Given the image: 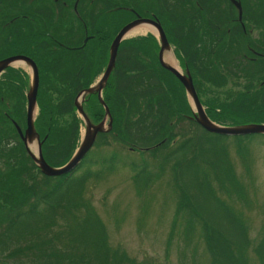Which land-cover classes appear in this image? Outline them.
<instances>
[{"label":"trees","instance_id":"trees-1","mask_svg":"<svg viewBox=\"0 0 264 264\" xmlns=\"http://www.w3.org/2000/svg\"><path fill=\"white\" fill-rule=\"evenodd\" d=\"M173 15V24L179 27L181 25L179 13L173 11ZM256 21L260 22L264 35V18H256ZM176 34V39L180 41L182 33L178 30ZM82 35V33L76 35V48H65L42 41L38 34L28 37L27 40L6 39V54L23 49L34 59L38 67V114L34 126L42 140L43 158L52 166L63 165L78 146L81 121L77 116L74 100L79 91L87 88L95 80L104 64L101 58L107 56L108 48L90 46L89 42L83 43ZM147 37L123 40L114 68L102 90L103 99L114 120L117 115L118 125L114 122V126L112 125L108 132L98 133L93 147L75 170L64 175L47 176L32 162L30 169L34 168L36 171H28V177L33 179L34 175H39L41 183L34 187L35 182L27 184L24 181L22 186L21 176L18 174L21 172L20 162L16 164L7 162L6 167L11 171H7L3 176L0 174V180L8 177L7 184H14L13 188H16L17 192L12 188V191L8 189L9 191L1 193L6 195L11 192L8 198L5 197V202L6 208H13L14 211L1 226L0 261L8 264L6 259L15 252L20 254L18 264H135L123 250L110 245L104 224L94 209L85 204L77 207L79 197L89 182L98 181L104 173L125 166L136 171L135 179L145 181V184H141L145 187L152 183L151 180L158 178L159 174L165 171V167L177 171L181 185L180 187L176 185L179 191L176 213L186 221L184 236L187 237V233L192 234L196 225L199 226L202 239L210 252L209 264H250L249 258L245 256L247 241L244 223L224 199L217 201L222 213L210 208L212 205L210 185L207 192L199 185L208 174H196L194 181L190 182L184 179L186 171L195 165L194 162L200 156V152L207 158L214 155L215 144L226 135L208 132L193 119L184 89L177 98L162 87L146 63L148 50L155 46L150 45L147 48L142 46V51L136 47L138 41L146 40ZM40 43L43 44V54H40ZM250 47L262 55L253 53V71L250 69V74L236 79L243 83L233 92L230 89L216 92V88L219 87L217 77L219 82L221 80L226 82L229 79L232 67L229 59L224 57L218 64H202L200 60H196L192 65H188L204 76L199 80L200 83L193 80L199 98L205 90L203 86L209 89L208 93L217 94L216 97L200 98V101L208 117L219 125L264 123V41L260 39L259 43L253 42ZM182 50L185 51L184 48ZM72 52H75L76 56L75 61L70 64L69 57ZM222 52L230 53L229 47L222 49ZM192 55L195 56V53ZM208 55L212 56V53ZM161 69L179 82L172 73ZM221 72L224 73L223 77H220ZM27 77L21 74L20 69L9 68L0 78V89L17 87L18 83L25 86ZM230 93L235 94L234 99H232L234 94L230 96ZM5 97L4 94H0V105L7 104ZM82 105L91 122L97 123L104 118V107L100 104L96 92L85 95ZM119 112L122 116H119ZM182 121H186L190 128H187V131L183 129L180 132L183 138L175 146L170 147L178 136L173 133L175 126ZM0 123L6 125L3 121ZM9 126L12 128L10 124ZM116 128L126 141L134 143L126 150L141 151L140 160L131 159L115 165L119 162L118 155L121 152L102 150L103 146H112L110 138L117 140L116 143L120 142L115 133ZM14 134L17 135L16 132ZM254 136L261 137L264 145L262 133L239 137L242 141L244 138L250 141ZM242 141L237 151L243 160L245 154L241 148ZM18 144L23 147L19 140ZM1 146L0 144V154H3ZM197 146V155L195 157L192 155L191 159L186 161L187 153L190 151L193 153ZM94 148L98 153H94ZM160 151L157 157L159 165L157 163L155 165L158 167L157 171H160L159 174L157 171L148 172L151 171V163L143 156L148 153L147 157L155 159ZM22 152L25 153L24 147ZM93 153L95 155H92ZM26 161L27 157L24 162ZM228 169L229 167H223L224 174L234 182L230 185L229 181H225L224 184L228 187L225 186L222 191L230 197L235 196L233 192L240 194L244 191L240 181L232 174L234 172ZM187 238L189 239V236ZM254 252L260 264H264V239L255 245Z\"/></svg>","mask_w":264,"mask_h":264},{"label":"rangeland","instance_id":"rangeland-1","mask_svg":"<svg viewBox=\"0 0 264 264\" xmlns=\"http://www.w3.org/2000/svg\"><path fill=\"white\" fill-rule=\"evenodd\" d=\"M239 1L241 3L244 18L246 19V28H256L253 29L252 40H255V37H253L254 35H257L259 37V40H263V30L261 29L260 22L256 21V18H264V0ZM7 3V0L5 2H2V0L0 1V6L4 7L3 9H0V45L6 43V39L8 36L6 35L5 30L9 31L10 29L9 26L4 24L6 19L2 16V14L10 11ZM217 7L225 20L227 19V12L229 10H232L236 17L238 15L237 9L234 7L231 8L226 5L224 0H220ZM128 18L130 17L126 16V20ZM163 22L168 29V24L164 18ZM34 29L35 26L29 28L26 31H23V33L33 31ZM145 32L146 31L141 30L135 33L126 34L125 39L135 40L136 37L142 36L143 34H145ZM81 33L82 32L80 30L76 31V35ZM113 34L114 31L105 30L102 32L103 38H108L109 40L111 39ZM156 35L158 36V33H156ZM142 46H144L145 48L150 47V45L146 43L136 45V47H138L140 51H142ZM222 49L220 55L221 61L224 57L225 59H229L231 61L232 59H234L235 61L242 60L239 54L241 55L240 52L243 48H239L236 46L229 48V51L231 52L232 50L233 53H223ZM0 50H2L4 54L6 53L7 48L5 49L4 46L3 48H0ZM165 55H170L174 57V60H176L172 48H170V51L166 52ZM106 57L107 56L105 55L104 58ZM245 62L246 63H239L236 67L232 64L231 72L228 77L229 79L226 82H223L222 80L219 82V79L217 77L219 87L216 88V92H224V89H230L233 92L236 87H240L242 85L243 81H236V79L239 77H243V75L245 74H250V69L253 71L252 62ZM102 63L104 64L101 68V71L92 83H96L101 73L104 71L106 63L105 61H103ZM146 63L147 67H149L153 71L154 75L160 81L162 87H164L165 90L173 93V96L177 98L178 96L180 97V93H182L183 90L182 85L180 82L172 79L169 75L162 71L161 68L163 67L157 60V47H152L148 50V60H146ZM14 66L21 67L31 76V68L26 64L19 63L15 64ZM187 71H189L191 75H193L194 79L200 83L199 79L196 78L193 70L190 71L188 69ZM29 75L27 77V84L25 86H22L20 83H18L19 86L17 87L23 89L28 88V86L30 85ZM223 76L224 73L221 72L220 77ZM219 88H221V90H219ZM203 89L205 90L203 94H200L201 99L210 96L216 97L217 94L215 95L213 93L211 94L207 92V90L209 89L206 88V86H203ZM20 92H24V90H20ZM20 92H18V94ZM232 94L234 93H230L229 95L231 96ZM23 96L25 102V95L23 94ZM185 96L192 112L193 106L191 101L188 100L186 92ZM234 97L235 94L232 99H234ZM78 101L80 103L82 102V96H79ZM4 111L5 107L3 105H0V117H3ZM103 112L104 118H102L101 120H104V127H107L109 118H111L112 125L114 122L116 124L119 122V120L117 119V115H115L114 120L113 114L110 113V117L105 114V108ZM125 113L126 112L124 111V116ZM77 114L81 121V124L84 126V121L80 113L77 112ZM24 115L25 113L23 111V117ZM119 116H122L121 112H119ZM82 125L80 126L81 135L84 131V127ZM175 127L176 128L174 129L173 133L178 136L176 138V142L174 141L175 143L173 142L172 144H170V147L175 146L177 142L183 138L180 132H182L183 129L187 131V128H190V125L186 121H182ZM13 129L14 127L9 128V130L7 131L5 125L0 124V144L2 145L1 148L3 150V154H0L2 156L0 157V174L1 176H3L5 175V173H7V171H11L10 169H8V167H6L7 162H12L14 164L20 162L21 172L18 174L21 176L20 181L22 180V186L24 181H26L27 184L35 182L34 187H37L41 183V177L39 175H34L33 179H29L28 171L36 170L34 168L30 169L32 161L30 162L31 158L26 153L25 146H23V144L21 143V145L25 149L24 153L22 152L23 147L21 148V146L6 147V144L4 142H1L2 138L7 133H13L14 135V132L16 131H14L15 129ZM115 133L117 134V137H119L118 139L120 140V142L118 141V143H116L117 140H113L110 138L109 140L112 146H103L102 148V150H109L111 152H121L118 155L119 162H117L115 165H119L123 162H128L131 159L140 160V150H126L129 147H132L134 143L129 140L126 141V139L122 135H119L120 131L117 130V128L115 130ZM243 140L244 141H242L239 136L226 135L224 137H221V139H219L215 144L216 153L212 156L209 155V158H207L200 152V156H198L194 162L195 165L186 171L184 179L187 182H190L192 180L194 181L196 174H208L207 178L202 183H199V185H201V188L204 192H207L209 190L210 185V198L212 202L210 208H212L216 212L222 213V208L220 207L219 203H217V201H222V199H224L225 202H227L228 205H230L234 209L233 212L244 223L245 227L247 241V244L245 246V256L249 258L250 264H260L258 258L255 255L254 247L258 242H260V240L264 239V145H262L261 137L258 138L257 136L251 138L250 141L246 140V138H244ZM241 141V148L243 149V152L245 154L243 160L237 151V148L239 147V143ZM79 142L80 139L78 140V144ZM29 147L32 152L37 149L38 145L36 140L29 144ZM97 150L100 149L97 148ZM197 150L198 146L195 147L193 153H191V151L188 152V160L186 159V161H189L192 155L195 157L197 155ZM161 151L156 155L155 159L151 156L147 157L148 153L143 156V158L147 159L149 163H151V171L148 172H156L158 170V167L155 165L156 163L157 165H159L157 157L160 155ZM94 153H98L96 149L94 150ZM94 153L92 155H95ZM135 153L138 154L136 155ZM4 157H6L7 160ZM26 157L27 161L28 158L30 159L28 162L26 161L27 163L24 162ZM223 167H229L228 171L234 172L232 174H234L235 178L240 181V183L242 184L241 188H243L244 192L240 194L233 192L235 196L228 197L222 191V188L224 189L227 181L230 182V185L234 182L233 179L230 180L225 176ZM228 171L226 172L228 173ZM157 172L159 174L160 171ZM216 172H218V174ZM218 175L220 176V180ZM135 176L136 171H132L130 168L125 166L115 168L109 173H104L100 180L89 182V184L85 188L84 193L79 197L77 207L85 204L94 209L98 213L104 224L110 245L113 246V248L117 247L123 250L130 259L135 261V264H209L211 261L210 252L207 250L206 244L202 239V231H200L199 226L196 225V229L194 232H192V234L187 233V237L189 236L188 239L184 236L186 221L182 216L176 213V199L179 193L176 185L178 184L179 187L181 185L177 177V171H172L165 167V171H163V173H160L159 177L155 180H151L150 182L152 183H150L146 187L141 185L145 184V181H137L135 179ZM8 180V177L0 180V230L1 226L5 224L6 219L9 218L8 216H10L14 211L13 208H6L7 204L5 202V197L8 198L11 192L6 195L1 194L2 191H9L8 189L12 191L14 184H7ZM21 184L19 182L20 187ZM17 185L18 184H16V187ZM13 189L17 192L16 188ZM30 192L32 194V191ZM28 194H26V197H28ZM17 197H19V194L17 195ZM19 258L20 254L13 252L8 256L6 261L8 264H18ZM0 264L5 263L0 261Z\"/></svg>","mask_w":264,"mask_h":264},{"label":"flooded vegetation","instance_id":"flooded-vegetation-1","mask_svg":"<svg viewBox=\"0 0 264 264\" xmlns=\"http://www.w3.org/2000/svg\"><path fill=\"white\" fill-rule=\"evenodd\" d=\"M5 1L6 0H2V2ZM219 1L220 0H7L10 11L2 14V16L6 19L4 24L10 28L9 31L5 30L9 41H17L19 38L27 40L28 37L38 34V36L42 38V41H47L48 43L65 48H76V31L80 30L83 33V43L89 42L90 46L108 48L107 57L101 58V61H105L106 64L109 58L110 46L116 34L123 26L132 21H138L135 24L136 27L144 25L143 30L146 32L142 36H138L139 38L147 36L152 37H147L146 40H140L136 45L146 43L157 47V60L160 62L159 50L162 45V37L158 27L160 26L168 44V49L166 48L163 50V59L165 60L169 57L174 60V57L165 55V53L169 52L170 48H172L176 58L175 61L179 64L182 73L187 74L188 69L190 71L192 70L188 65H192L193 61L196 60H200L202 64H218L221 61L220 55L222 48H232L234 46L243 48L240 52L241 55L239 54L242 59L241 61H235L234 59H232V61L229 60L235 67L239 63H246L245 61L252 62L253 53H255V55H262L261 52H256L250 47V44L253 42L259 43V37L254 35L253 37H255V40H252L253 29L256 28H246V19L243 18L244 14L240 1L224 0L226 5L231 8H236L238 11L236 17L232 10H229L226 20L218 10L217 5ZM238 4L241 8L242 18H239L240 8ZM3 8V6H0V9ZM173 11H176L180 15L181 25L179 27L173 24ZM126 16L130 18L126 20ZM163 18L168 24V29L163 22ZM33 26H35L33 31L23 33V31ZM105 30L114 31L110 40L108 38H103L102 32ZM178 30L182 33V39L180 41L175 37L177 36L176 31ZM156 33H158V36ZM45 37H48V39H45ZM123 39L117 46L116 57ZM5 45L6 43L0 45V48H3ZM182 48H184L185 51H183ZM39 50L40 54H43L42 43L39 44ZM210 52L212 56L208 55ZM194 53L195 56L192 55ZM230 53H233V51L231 50ZM0 55H2L0 59L14 55H23L34 61L23 49L8 54H3L2 50H0ZM75 56V52L70 54V64L75 61ZM17 62L26 64L30 67V65L21 60ZM14 65L15 63L2 70L0 72V78L9 68L20 69L23 76L29 75V73L21 67H15ZM193 71L196 78L199 80L203 79L204 76L198 74L195 69ZM29 77L31 76L29 75ZM191 77L194 80L193 75H191ZM29 88L30 85L25 89L14 86L0 89V94H4L6 96L5 100L7 101V104L4 106L5 111L3 117H0V122L3 121L6 123L5 128L7 131L9 130L10 124L17 133V135L7 133L2 138L1 142H4L6 147L19 146L18 140L24 143L17 128L24 133L27 125V93ZM20 90H24V92H20ZM18 92L20 93L18 94ZM23 94L26 98L25 102ZM23 111L25 113V120ZM34 139L36 140V138Z\"/></svg>","mask_w":264,"mask_h":264},{"label":"water","instance_id":"water-1","mask_svg":"<svg viewBox=\"0 0 264 264\" xmlns=\"http://www.w3.org/2000/svg\"><path fill=\"white\" fill-rule=\"evenodd\" d=\"M238 7L240 8L239 4ZM240 16H241V9L239 10V17ZM137 22L138 21H132L126 24L125 26H123L118 31L110 46L108 62L100 78L97 80V82L94 85H91L88 88L80 91L78 96L76 97L75 104L77 106V111L81 114L82 118L84 119L85 130L81 138L79 147L75 150L71 159L62 166H58V167L51 166L44 160L41 152V142L39 140L38 134L34 130L33 113L36 104V94H37L38 82H39L38 69L35 62L31 58L23 55H14L0 59V72L4 70L7 66L17 62L18 60L27 63L28 65H30L32 69L31 84L29 91L27 93V102H28L27 126L24 133H22L20 129H18V132L20 133L22 140L24 141L28 154L30 155V157H32L33 161L35 162V164L38 166V168L41 170L43 174L48 176H57V175L67 174L75 170V168L81 163L86 153L92 147L97 134L99 132L107 131L111 129L112 126L111 118H109L107 127H104V120H102L97 124L92 123L88 118V116L86 115V113L83 111L81 104L78 103V97L82 96L83 98L85 94L97 92L99 102L104 106L106 114L110 117L109 109L102 98V94H101L102 88L104 87L114 67L118 44L123 38H125L127 32L132 27H134ZM158 27H159L160 35L162 37V45L159 50L160 64L162 67L173 73L183 85L187 97L191 101L192 106L194 108L193 118L195 119V121L206 131L221 135H247L252 133H264V123H249L238 126H222L210 120L198 98L190 73L187 71V74H183L180 70H178V68L174 67L173 65L166 62L163 59L162 53L164 49L166 48L168 49V44L165 39L162 28H160V26ZM34 137L37 139V145H38L36 153H33L29 147V143L32 142V138Z\"/></svg>","mask_w":264,"mask_h":264},{"label":"bare ground","instance_id":"bare-ground-1","mask_svg":"<svg viewBox=\"0 0 264 264\" xmlns=\"http://www.w3.org/2000/svg\"><path fill=\"white\" fill-rule=\"evenodd\" d=\"M143 29H144V25H140V26H137V27L129 30L127 34L135 33V32L141 31ZM166 60H167L168 63L172 64L176 68H179L178 63L175 60H173V59H171L169 57H167ZM17 63H19V62H15V64H17Z\"/></svg>","mask_w":264,"mask_h":264}]
</instances>
